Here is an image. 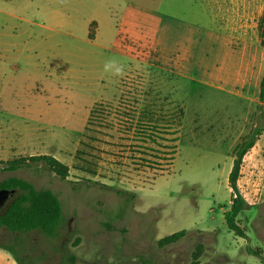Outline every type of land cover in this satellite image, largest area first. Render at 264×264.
<instances>
[{
	"label": "rangeland",
	"instance_id": "1",
	"mask_svg": "<svg viewBox=\"0 0 264 264\" xmlns=\"http://www.w3.org/2000/svg\"><path fill=\"white\" fill-rule=\"evenodd\" d=\"M0 41V160L69 170L0 171L51 189L64 215L52 238L1 228L0 264H194L198 245V264H264L247 251L264 259V0H0ZM255 127L244 238L224 214Z\"/></svg>",
	"mask_w": 264,
	"mask_h": 264
},
{
	"label": "trees",
	"instance_id": "2",
	"mask_svg": "<svg viewBox=\"0 0 264 264\" xmlns=\"http://www.w3.org/2000/svg\"><path fill=\"white\" fill-rule=\"evenodd\" d=\"M260 100L264 102V75L260 81ZM261 130L255 127L253 133L244 137L237 143L232 151L233 162L228 174V183L233 194L230 209L224 214L225 222L229 230L236 235L246 238L241 227L237 223V217L248 207L247 202L241 195L237 181L239 178L240 167L244 155L251 149L260 135ZM44 162L47 168L53 172L60 180L68 177V166L51 155H31L9 160H0V171H16L29 166L32 163ZM15 190L10 202L0 209V229L5 228L11 233L24 234L37 231L46 237H55L64 223L62 204L57 194L51 189H37L32 183L18 177H7L0 182V189ZM186 231L180 230L161 238L158 243L160 246L173 244L180 240ZM10 249L8 246H3ZM202 246L198 245L194 253V264H198ZM250 254L258 256L262 263L264 259L248 248ZM23 264V263H19Z\"/></svg>",
	"mask_w": 264,
	"mask_h": 264
},
{
	"label": "crops",
	"instance_id": "3",
	"mask_svg": "<svg viewBox=\"0 0 264 264\" xmlns=\"http://www.w3.org/2000/svg\"><path fill=\"white\" fill-rule=\"evenodd\" d=\"M99 31H100V28H99V26H98L97 33H96L94 36H96V37L99 36ZM114 37H115V34H114ZM4 44H5L4 42L0 41V46L4 47V46H3ZM2 49H4V48H2ZM115 53H117V54H119V55H121V56H126V53H125L124 51H115ZM263 75H264V74H263ZM239 77H240V78H239ZM239 77H238V81H240L241 85L245 88V87L247 86V83H246V78H248L247 75H246V74H240ZM262 77H263V76H261V78H262ZM261 78H260L259 81H258V86H259V91H258V92H260V81H261ZM259 98H260V97H259ZM259 137H260V135L257 137V140L259 139ZM257 140H256V143H255V144L258 143ZM254 147H255V145L252 147V149H253ZM243 162H245V159L243 160ZM244 164H245V163H244ZM249 164H250V166H249V168H248V170H249V174H248V177L246 178V179H247V183L250 182V181L252 180L253 174L256 173L257 176H258V174H260V175L262 174V171H261V164L257 165V163H253V160L250 161ZM245 165H246V164H245ZM242 168H243V164L241 165L240 173H243ZM260 172H261V173H260ZM240 178H244V177H240ZM240 178H239L238 181H237V185H238V187H240V185H239Z\"/></svg>",
	"mask_w": 264,
	"mask_h": 264
},
{
	"label": "water",
	"instance_id": "4",
	"mask_svg": "<svg viewBox=\"0 0 264 264\" xmlns=\"http://www.w3.org/2000/svg\"><path fill=\"white\" fill-rule=\"evenodd\" d=\"M14 193L15 190L0 189V209L7 206Z\"/></svg>",
	"mask_w": 264,
	"mask_h": 264
},
{
	"label": "clouds",
	"instance_id": "5",
	"mask_svg": "<svg viewBox=\"0 0 264 264\" xmlns=\"http://www.w3.org/2000/svg\"><path fill=\"white\" fill-rule=\"evenodd\" d=\"M106 67H107V65H106Z\"/></svg>",
	"mask_w": 264,
	"mask_h": 264
},
{
	"label": "built area",
	"instance_id": "6",
	"mask_svg": "<svg viewBox=\"0 0 264 264\" xmlns=\"http://www.w3.org/2000/svg\"><path fill=\"white\" fill-rule=\"evenodd\" d=\"M244 198V197H243Z\"/></svg>",
	"mask_w": 264,
	"mask_h": 264
}]
</instances>
